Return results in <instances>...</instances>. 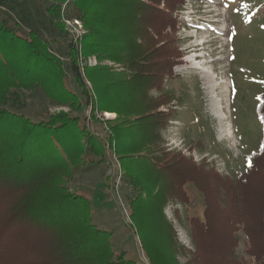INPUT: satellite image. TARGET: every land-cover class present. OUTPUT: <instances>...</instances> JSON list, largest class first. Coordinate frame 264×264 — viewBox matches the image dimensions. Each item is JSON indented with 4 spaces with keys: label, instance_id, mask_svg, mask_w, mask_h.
<instances>
[{
    "label": "trees",
    "instance_id": "1",
    "mask_svg": "<svg viewBox=\"0 0 264 264\" xmlns=\"http://www.w3.org/2000/svg\"><path fill=\"white\" fill-rule=\"evenodd\" d=\"M185 1H35L48 22L46 38L37 26L42 20L29 8L0 0V264H139L127 252L115 251L112 233L93 223V200L60 184L85 160L83 165L103 164L107 146L135 190L131 217L143 224L153 212L156 222L147 221L157 228L159 241L172 236L173 254L177 249L193 254L185 264H237L240 230L247 253L264 264V89L256 109L260 145L248 153L246 164L236 162L233 175L163 146L161 131L174 111L159 107L173 99L164 85L174 78L182 56L175 34ZM263 5L264 0L259 8ZM64 17L82 21L88 30L77 44L72 40L68 45L81 94L68 86L62 57L51 47L57 30L65 33ZM91 56L120 64L122 70L90 66ZM10 87L40 88L50 96L54 87L58 105L78 110L90 105L93 119L96 112L116 113L107 119L108 143L72 112H58L49 120L27 117L18 111L26 101L19 95L7 98ZM153 89L162 90L159 98ZM188 183L205 201L203 218L189 219L194 250L179 243L165 214L170 200L189 202Z\"/></svg>",
    "mask_w": 264,
    "mask_h": 264
},
{
    "label": "rangeland",
    "instance_id": "2",
    "mask_svg": "<svg viewBox=\"0 0 264 264\" xmlns=\"http://www.w3.org/2000/svg\"><path fill=\"white\" fill-rule=\"evenodd\" d=\"M9 1L22 4L40 18L42 24L37 26L48 38V22L36 9L35 1L40 0ZM261 1L186 0L179 11L175 37L182 56L173 69L174 78L165 80L164 90L170 92L173 99L170 104L159 107L162 111H174V117L161 131L163 146L170 151L181 152L196 162L206 161L209 167H215L224 176L233 175V170L239 169L236 162L246 164L248 153L260 145L262 125L256 109L264 89V5L259 8ZM62 20L65 33L58 29L51 47L62 57L68 86L81 94L82 87L74 78L68 45L72 40L77 44V39L88 30L82 21L75 18L68 20L64 17ZM80 62V65H86V62ZM87 64L122 70L120 64L110 60L100 62L95 56H91ZM85 83L91 88L87 79ZM52 92L50 96L40 88L10 87L7 98L19 95L27 105L18 111L34 121L49 120L62 111L79 115L92 133L108 143L110 131L107 119H115L116 113L96 112L93 119L90 105L80 110L71 108L69 104L58 105L54 87ZM161 92L159 89L151 90L154 98H159ZM99 118L101 121H98ZM230 127L232 138L225 135ZM5 128L18 131L14 127ZM49 135L56 140L55 133ZM108 147L103 164L83 165L85 160L73 168L71 176L65 175L60 184L93 200V223L112 233L111 242L115 251L127 252V256L137 258L139 264H174L173 256L179 259L175 264L187 263L193 254L182 249L173 254L170 250L172 236L164 242L159 241L157 228L147 221L153 219L156 222L153 212L143 224L131 217L129 202L135 190L121 175L118 159ZM57 153L61 157L65 154L63 150ZM186 189L189 202L170 200L165 214L176 229L179 243L194 250L189 219L192 216L203 218L205 201L193 183H188ZM60 212L63 213V210L60 209ZM63 219L64 216H60L59 222ZM238 236L239 244L235 248L237 264H257L247 253V238L242 230ZM152 239L154 242H151Z\"/></svg>",
    "mask_w": 264,
    "mask_h": 264
},
{
    "label": "bare ground",
    "instance_id": "3",
    "mask_svg": "<svg viewBox=\"0 0 264 264\" xmlns=\"http://www.w3.org/2000/svg\"><path fill=\"white\" fill-rule=\"evenodd\" d=\"M203 41H201V43H202ZM204 43V42H203ZM109 114H111V113H109ZM216 115V114H215ZM217 118H220V115H217ZM222 119V118H221ZM232 134H233V132L231 131V127L230 128H228L227 129V132H226V136H228L229 138H232ZM224 135V134H223Z\"/></svg>",
    "mask_w": 264,
    "mask_h": 264
}]
</instances>
